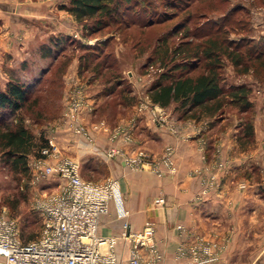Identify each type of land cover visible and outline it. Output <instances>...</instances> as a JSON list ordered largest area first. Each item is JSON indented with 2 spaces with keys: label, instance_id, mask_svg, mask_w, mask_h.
Returning a JSON list of instances; mask_svg holds the SVG:
<instances>
[{
  "label": "crops",
  "instance_id": "crops-1",
  "mask_svg": "<svg viewBox=\"0 0 264 264\" xmlns=\"http://www.w3.org/2000/svg\"><path fill=\"white\" fill-rule=\"evenodd\" d=\"M13 1L0 2V81L8 77L6 66L12 64L4 59L11 51L14 58H24L17 67L20 79L25 78L22 73L29 69L25 61L30 55L13 50L14 45L19 36L25 42L42 29L32 25L43 24L33 14V5L18 12L25 2ZM8 40L10 44L6 45ZM17 61L14 59V64ZM63 73L64 97L81 101L79 111L69 108V113L87 127L92 120H106L105 128L89 130L93 142L81 137L78 157L95 168L106 167L107 176L120 183L121 205L116 199L110 200L108 210L99 215L96 229L99 237L115 238L117 264H128L132 249V241L121 235L123 222H129L131 230L140 231L148 220L155 226L153 243L167 264L189 263L199 253L197 247L205 242L216 244L211 253L218 259L204 264H264V113L253 119L251 143L239 137V128L235 123L228 124L225 115L184 119L174 117L175 110L166 106L169 122L175 121L174 132L166 123L150 119L149 114H136L133 100L128 104L129 112L116 115L113 122L102 116L105 98L99 99L101 84L81 79L75 58ZM87 83L97 86L93 96L86 90ZM128 106L118 104L116 108L124 111ZM116 125L132 126L130 140L110 137L106 129ZM112 145L128 154L144 149L155 155L171 145L176 170L157 175L148 168H131L121 158L106 155ZM206 185L208 190L203 192ZM159 197L165 202L159 203ZM138 252L145 260L150 256L147 247H140ZM3 260L0 256V262Z\"/></svg>",
  "mask_w": 264,
  "mask_h": 264
},
{
  "label": "rangeland",
  "instance_id": "rangeland-1",
  "mask_svg": "<svg viewBox=\"0 0 264 264\" xmlns=\"http://www.w3.org/2000/svg\"><path fill=\"white\" fill-rule=\"evenodd\" d=\"M1 1L14 2L13 0H0V2ZM15 1L18 2L20 0ZM21 1L25 3L18 8V12L23 10L24 7H31V5H33L36 10V13L34 12L33 14L37 15L43 24L40 25L39 23V25L36 26L32 25V27H39L42 29L40 31L38 30L35 35L32 33L30 39L27 38L28 40H25V42L22 40V35L20 33L21 37H18L20 39H17L18 41L15 42L14 45L13 50L15 51L29 52L30 56H26L27 60L25 61L28 63L29 69L26 72L23 71L22 75L25 77L23 80L31 85V92L26 106L13 116V122L21 120L23 124L33 132L38 144L27 155L26 165L28 169L26 171H16L12 165L4 161L0 152V214L14 219L18 224L21 239L23 241H29L38 237L42 229L43 218L41 212L35 208L36 200L52 193H57L65 182L63 178L54 173L43 172L45 166L53 164L59 158L70 157L79 163L80 175L84 179L90 177L93 179L92 181L100 180L99 182H101L108 178H113L107 176L108 170L106 167L100 166L95 168L89 164L88 161L84 162L78 157L81 151L78 142H81V137L89 142H93V137L90 133L91 139L84 137L79 127L82 125L85 126V123H82L72 112L69 113L70 104L75 98L66 99L67 97H64V73L59 74L60 83L58 80L55 82L58 87L55 83V85H51L50 77L44 78L48 68L55 60V57L57 58L58 55H61L63 52L69 55L71 54L72 57L70 60L75 58L78 62V73L80 78L87 80L88 74L84 71H79V66L81 65L79 64V54L84 51L80 44H94L96 41L100 40L107 42L106 46L96 55L92 54L88 66L102 62V59H114L118 68L117 71H119L117 73L121 77L124 83L123 85L131 89L136 114H149L150 119L154 120L152 111L158 107L164 111L166 118L164 122L154 121L158 124L166 123L165 125L170 129L171 126L175 127V121L169 122L166 112L167 107L153 102L147 92L148 87L162 70L159 66V61L150 62L148 64L147 56L151 55L152 46L157 36L170 29L178 18H173L165 24L147 26L145 21L149 19L151 15L153 16L154 12L156 13L162 10H166V14L173 12L174 8H165V5L172 3L174 0H140V6L128 13L129 16L126 17L131 23L128 25V28H125L124 25L119 26L116 22H113L109 27L101 29L98 33H89V25L93 24L94 19L82 20L81 22L76 20L66 8H63L64 5L68 4V0ZM237 3L241 6L245 5L247 8L243 9L237 6L235 10L232 11L233 14L231 13V18L223 23V31H226V34L232 39H238L246 35L254 37V39L264 37V0H203V2H196L192 8H195L197 14L189 25L193 28L196 24L202 23L205 18L219 19ZM146 4H150V8L145 9L144 7ZM207 7H210V10L206 12L204 18L200 12L205 11ZM135 14L137 15L132 16ZM1 15L2 13L0 17H2ZM47 19H49V23ZM133 19L139 20L140 22L138 21L132 24ZM0 21H2V18ZM241 23H245V25L240 26ZM205 29H207L206 26ZM58 35L67 36V39L63 40V44L60 42V44L56 45V51H54L57 52L58 49L62 50H59V53L57 52L58 55L56 54L57 56L55 57H53L52 54L50 56H44V52L50 43V38ZM178 37H180L179 34L172 37L171 41L173 40V42H175ZM8 44H10L9 40L6 45ZM51 51L53 53V49ZM67 58L69 59V56ZM14 59L18 60L17 64H14ZM21 59L24 60L22 56L21 58L19 56L14 58L12 51L10 53L6 52L4 61L5 63L11 62L12 66H6L8 77L6 76L5 80L0 81L2 86L9 77L20 78L21 71H19L20 67L17 66L24 62ZM14 67L17 69L16 71ZM111 76L113 77L112 79L116 77L114 74ZM222 77V83H224V85L247 82L251 86L249 97L253 103L252 108L246 114H239L235 107L227 106L223 115L227 117L225 121L229 122L228 124L232 125L235 123L234 126L238 127L240 116L254 119L255 116L264 113V77L262 74H254L252 70L249 73H238L234 69L232 63L225 58ZM42 80L44 81L41 82ZM97 82H99V80L95 81V83ZM99 83L101 84L99 99L101 100L102 97L103 99L105 98V101H103L104 108L102 109V116H107L110 121L114 122L116 119L115 116L123 112L127 114L130 110V106L127 104L126 106L128 107H126L124 111L122 107H119L121 109L116 108L118 107L117 101L114 100V98H109L111 99L109 101L106 100L104 85L101 82ZM86 85L88 94L93 96L96 89L95 87L97 86H95L94 83H87ZM82 88H84V86ZM141 101H147V107L139 108ZM176 107V103L168 105V108L175 110L174 117L180 114V111L176 109ZM79 109L80 107L78 106L77 110L79 111ZM105 121V119L92 120L88 123L89 127H85L88 130H99L94 129L93 125L102 123L103 125H107ZM66 123H68V125H65ZM117 127L120 126L116 125L106 130L109 131L111 135L110 130L116 129ZM131 127L123 126L121 128L130 129ZM39 137H42V140H40ZM252 141L253 139L250 140V143ZM160 154L155 155L151 153L153 157H157ZM116 156L121 158L125 163L121 154H117ZM127 166L131 168H147V166L134 167L129 164H127Z\"/></svg>",
  "mask_w": 264,
  "mask_h": 264
},
{
  "label": "trees",
  "instance_id": "trees-1",
  "mask_svg": "<svg viewBox=\"0 0 264 264\" xmlns=\"http://www.w3.org/2000/svg\"><path fill=\"white\" fill-rule=\"evenodd\" d=\"M200 1L203 2V0H174L165 5V8H174L173 12L170 14H166V10L154 12L153 16L144 20L147 26H151L165 24L173 18H178L170 29L157 36L151 55L147 56L148 64L159 61V66L162 68L148 87V95L153 102L161 106L176 103V109L180 111L179 116L184 119L223 115L227 106L235 107L239 114H246L253 105L249 97L251 86L247 82L224 85L222 83L224 59H228L238 73H249L252 70L254 74H262L264 77V37L254 39L246 35L232 39L226 31H223V23L231 18L232 11L237 6L247 8L238 3L219 19L205 18L204 15L210 10V7H207L205 11L200 12L205 18L204 21L191 28L189 24L197 14L192 6ZM150 4H146L144 8H150ZM139 6L140 0H68V4L63 8L80 22L94 19L93 24L89 25V33H98L113 22L128 28L131 23L126 17ZM138 21L133 19L132 24ZM245 23H241L240 26H244ZM178 34L180 37L175 42L171 41L172 37ZM66 39L67 36L51 37L44 56L51 54L53 57L57 56L58 51L62 49H58V53L55 52L56 45L60 42L63 44V40ZM106 43L100 40L94 44H80L84 51L79 54V64H81L79 71L88 74V81L99 80L104 85L106 100L114 98L117 105L126 106L132 102L133 95L131 89L123 85L117 73L119 71L116 61L102 59V62L88 66L92 54L96 55ZM59 55L55 57L44 76V78L50 77L51 85L56 80L60 83L59 74L64 72L72 57L66 52ZM112 74L116 75L114 79ZM55 84L57 86V83ZM30 87L28 82L17 77H9L3 86L0 84V152L4 161L12 165L16 171L28 169L27 155L38 144L33 132L21 120L13 122V116L22 110L29 100ZM238 127L239 137L245 142H250L254 136L253 118L240 116ZM39 138L42 140V137Z\"/></svg>",
  "mask_w": 264,
  "mask_h": 264
},
{
  "label": "built area",
  "instance_id": "built-area-1",
  "mask_svg": "<svg viewBox=\"0 0 264 264\" xmlns=\"http://www.w3.org/2000/svg\"><path fill=\"white\" fill-rule=\"evenodd\" d=\"M81 101L74 99L70 109L77 112ZM147 101H141L139 108L147 107ZM154 120L164 122V111L158 107L152 111ZM165 116V117H164ZM94 124V129L105 128V125ZM84 137L91 139L89 130L80 126ZM170 130L176 132L175 127ZM111 137L122 136L130 140V129L117 127L110 131ZM174 149L166 145L161 154L153 157L144 150L124 153L116 145L107 148L106 154L114 157L121 154L125 163L134 167H146L157 175L165 172L174 173ZM46 173H54L65 181L60 191L36 200L35 208L43 218L42 229L38 237L23 241L20 237L17 222L0 214V256L3 264H117L113 249L115 238H102L96 233L98 218L109 208L110 200L116 199L121 205L120 183L115 178L101 182H93L82 178L79 163L70 157L57 159L53 164L44 167ZM206 185L202 191L208 190ZM159 203L165 199L159 197ZM155 226L152 221H146L142 230L130 229L129 222L122 224L121 235L132 241L128 264H167L153 243ZM215 243H201L197 248L199 253L187 264H204L218 259L211 253ZM140 247H147L150 256L145 260L138 252Z\"/></svg>",
  "mask_w": 264,
  "mask_h": 264
},
{
  "label": "water",
  "instance_id": "water-1",
  "mask_svg": "<svg viewBox=\"0 0 264 264\" xmlns=\"http://www.w3.org/2000/svg\"><path fill=\"white\" fill-rule=\"evenodd\" d=\"M0 264H3L2 262H0Z\"/></svg>",
  "mask_w": 264,
  "mask_h": 264
}]
</instances>
